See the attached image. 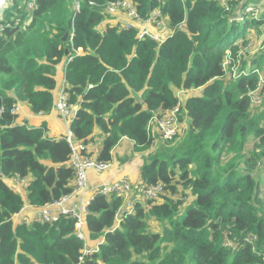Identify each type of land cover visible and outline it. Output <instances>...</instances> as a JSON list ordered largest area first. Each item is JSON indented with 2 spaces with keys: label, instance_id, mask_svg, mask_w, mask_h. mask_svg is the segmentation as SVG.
I'll use <instances>...</instances> for the list:
<instances>
[{
  "label": "trees",
  "instance_id": "trees-1",
  "mask_svg": "<svg viewBox=\"0 0 264 264\" xmlns=\"http://www.w3.org/2000/svg\"><path fill=\"white\" fill-rule=\"evenodd\" d=\"M7 1L4 18L14 21L0 31V264H77L82 256L74 218L14 226L24 201L5 181L29 178L33 206L74 190L67 138H50L43 124L15 123L11 113L17 102L51 111L55 65L66 49L73 57L65 92L77 108L70 131L83 145L95 131L103 135L98 160L110 162L123 137L150 146L148 124L178 103L175 90L201 88L180 105L189 122L181 143L140 169L141 183L159 182L178 197L137 203L117 221L122 198L95 194L86 227L89 240H103L80 264H264V107L252 106L264 85L260 0H129L141 19L154 10L167 17L172 34L162 41L139 37L133 26L108 24L100 33L104 9L117 0H34L32 9L30 0ZM251 28L262 48L246 56Z\"/></svg>",
  "mask_w": 264,
  "mask_h": 264
},
{
  "label": "crops",
  "instance_id": "crops-1",
  "mask_svg": "<svg viewBox=\"0 0 264 264\" xmlns=\"http://www.w3.org/2000/svg\"><path fill=\"white\" fill-rule=\"evenodd\" d=\"M129 1V0H127ZM130 2V1H129ZM131 3V2H130ZM78 4L77 2L74 4ZM132 4V3H131ZM78 9H79V4H78ZM75 8V10H78ZM157 10L153 11V14L157 13ZM148 19V18H147ZM153 20H146V19H141V18H133L129 13L128 10L126 9H121V10H115L114 12H109L107 8L104 9V18L103 21L97 26V30L102 33L106 26L109 24L110 26L113 25H119L120 27H129L133 26L137 28L138 34L142 33L143 31H146L149 35L152 36H158L159 40H164L166 37L170 36L172 34V30L170 29L168 25V20L167 17H162L160 20L156 21L155 23H152ZM154 26V27H153ZM252 31H254L252 33ZM252 33V38L253 42L258 39V34L255 35V30H251ZM249 33V35L251 34ZM72 36V34H71ZM260 37H263L262 35ZM259 37V38H260ZM65 38V37H64ZM66 39V38H65ZM63 39V40H65ZM262 40L256 42V43H250L251 45H248L247 48H245L243 51H245V55L249 56L252 55L255 52H258L261 50L262 46H260V42ZM247 45V44H246ZM247 49H250L249 51ZM67 50V49H66ZM65 50V51H66ZM251 51V52H250ZM76 55H81L83 54V51L81 48H78L76 51H74ZM253 52V53H252ZM73 55L69 54L68 50L67 53L65 52L63 58L59 63L55 65V88L52 91L53 94V108L51 111L47 114H42V113H34L29 104L26 102H17L11 109V113L15 114V123L18 124H26L28 126H41L42 124L46 128V134L50 138H60V137H67L70 131V123L71 120L75 116V112L77 108L73 104H69L68 102V94L65 92L66 84H65V68L66 64L68 61L72 59ZM262 75L259 74V77ZM262 78H264L262 76ZM201 93V88L197 89H190V90H182V89H177L175 90V95L178 98V103L180 105H183L185 100L196 94ZM184 95V99L182 100L180 98V95ZM63 99L68 105H69V110L70 112L66 116H61V113L56 109L57 108V103ZM17 108L15 112L12 110L14 108ZM21 114V115H20ZM184 118L187 120V124L184 126ZM188 118L185 115H182V118L179 117V129L181 131L182 127H185V129L182 130V134L187 130L188 128ZM149 132L151 135L154 136V141L151 144L152 147H154L155 143H159L160 136L158 134L157 128H149ZM183 136V135H182ZM73 138V135H72ZM103 135L99 131H95L94 134L91 136L87 144H84V149L81 150L79 153L82 156H89L91 158L97 159L99 155V151L102 146V140H103ZM76 144H79L81 142H77L73 140ZM82 144V143H81ZM148 147V146H147ZM138 148V149H136ZM121 150L122 155H129L132 153L133 150H135V154H138L139 157L141 158V164H142V158L147 155L145 152V148L143 147H135L134 142L131 139H128L126 137L121 138V140L118 142L116 146L113 147L111 151V165L109 164V169L105 171V173H108L107 177L105 179H102L101 182L99 183H94L93 180L95 179V175L93 173H100L96 172L94 170H87L86 174L88 173L89 176H91V179L87 181V186L85 188L80 189L77 193L73 194L68 202H74L77 204L80 208L83 206L87 205L89 201L93 198L95 195V191L98 189V187L102 185H107L111 184L117 180L120 179H127L131 183H139L141 181V176H140V169L138 171V174L133 175V179H129V175L124 172V167L123 164L118 161L115 158V154ZM114 165V167H113ZM141 166V165H140ZM138 170V169H137ZM103 171V172H104ZM6 183L16 192H18L24 201V205L21 208V210L14 214L12 216V221L14 226H16L18 223L21 222H32V221H43L40 219L42 211L47 208L54 217H59V208L57 206H54L53 204H49L46 206H33L27 202V184L29 181V178H14V177H8L5 178ZM193 199V196H192ZM191 199V200H192ZM162 200L159 198L157 199V203H160ZM86 212H82L81 218H82V225L79 229H77V226L74 227L75 230L80 232L82 234V238L84 239V249H87L89 251H95L97 250V246L102 242L103 237H99L97 239L89 240V232L87 231V224H86ZM115 219L118 221V219L115 216ZM120 221V220H119ZM81 238V237H80ZM86 239V241H85Z\"/></svg>",
  "mask_w": 264,
  "mask_h": 264
},
{
  "label": "built area",
  "instance_id": "built-area-1",
  "mask_svg": "<svg viewBox=\"0 0 264 264\" xmlns=\"http://www.w3.org/2000/svg\"><path fill=\"white\" fill-rule=\"evenodd\" d=\"M9 5L10 3L7 0H0V31L5 30L11 25V22L14 21L13 18H11L10 20H6L4 18L5 10ZM33 6L34 0H30L27 2L28 9H32ZM75 8L78 9V4L75 5ZM106 8L109 12L126 9L133 18H139L132 4L127 0H117L111 2L106 6ZM157 11L158 12L155 14H153L152 12L146 20H153L154 18V23L160 20V12L159 10ZM17 20L18 19H15V23L17 22ZM145 35L149 34L146 31H143L139 34V37H143ZM149 36L153 37L155 40L160 41L158 36ZM260 81L263 82L264 80L260 77ZM254 99L255 98L253 97V100ZM56 106V109L61 113V116H66L70 112L69 105L63 99H61ZM16 110L17 108L15 107L12 111L15 112ZM179 112L180 103H177L171 110L167 111L166 113H162V115L154 114L148 124V130L149 128L156 127L158 134L162 140H172L180 132ZM66 138L71 148V163L76 171L74 190L70 194L63 195L62 197L50 204H53L54 206H57L59 208V216L64 215L68 218H74L75 227L77 226V229H79L83 223L81 214L82 212H86L87 210L86 205L80 208L77 204H75L74 202H68V200L73 194L77 193L80 189L85 188L87 186V170L102 172L109 167L110 162L94 159L89 156L80 155L79 152L83 150L85 146L81 143L76 144L73 141L72 133L70 132ZM162 190V184L159 182L150 185H146L141 182L137 184H132L127 179H120L111 184L102 185L98 187L94 194L98 193L109 195L111 193L116 192L120 196V198H122V204L117 209V212L115 214L116 218L119 221L123 218V216H126L128 213H131L137 203H144L148 200L157 201L158 195L162 193ZM57 218L54 217L47 208L42 211L40 216V219L44 222L56 221ZM78 236L82 238V234L80 232L78 233ZM255 240V236H251L245 239V241L250 244L253 243ZM88 253L89 250L84 249L82 252V256L79 258L80 261L77 262V264H80L83 256L87 255Z\"/></svg>",
  "mask_w": 264,
  "mask_h": 264
},
{
  "label": "rangeland",
  "instance_id": "rangeland-1",
  "mask_svg": "<svg viewBox=\"0 0 264 264\" xmlns=\"http://www.w3.org/2000/svg\"><path fill=\"white\" fill-rule=\"evenodd\" d=\"M224 1V0H223ZM226 1L227 0H225L224 2H222V3H224V4H226ZM260 4L261 5H263L264 6V0H260ZM248 10V9H247ZM152 23H154V18H153V21H152ZM154 27V26H153ZM182 28V27H181ZM254 28H251L250 29V33H251V30H253ZM254 31H252V33H253ZM252 33L250 34V35H248V41H250V38H252ZM263 39V37H260V38H258V39H256L254 42H252V43H256V42H258V41H260V40H262ZM248 45H251L250 43H248L246 46H245V48H247L248 47ZM248 51L250 50V49H247ZM243 52H245V51H243ZM251 52V51H250ZM255 52V51H254ZM253 53V52H252ZM260 78V77H259ZM261 78H262V76H261ZM262 87V86H261ZM180 98L183 100L184 99V95L182 94V95H180ZM263 100H264V85H263V90H262V93H261V95H260V98H258V99H254L253 100V103H252V106H253V108H263L264 107V103H263ZM263 105V106H262ZM21 115V114H20ZM184 123H183V125L185 126L186 124H187V120L184 118ZM263 122H264V120H263ZM183 129H185V127H182L181 128V131L179 132V134L175 137V138H173L172 140H171V144L170 145H165V143H164V140H162L161 138L159 139L160 141H159V143H155L154 144V147H152L151 145L150 146H148V147H144L145 148V152L147 153V155L145 156V157H143L142 158V164H141V158L139 157V155L138 154H135V150H133L132 151V153L131 154H129V155H122L121 154V150L119 151V152H117L116 154H115V158L118 160V161H120L122 164H123V167H124V172H126L128 175H129V179H133V175H136V174H138V171H139V169L141 168V166L144 164V163H146V162H148L149 161V159L150 158H152V157H154L156 154H158V153H166V152H168V150H166V151H164L163 152V150H165V148H173L174 146H176V145H178V144H180L181 143V139H182V130ZM253 147V142L252 141H249V142H247V144H246V148H245V151L246 152H248L251 148ZM136 149H138V148H136ZM112 162V161H111ZM111 162H110V165H111ZM141 165V166H140ZM113 167H114V165H113ZM109 169V168H108ZM107 169V170H108ZM138 169V170H137ZM106 170V171H107ZM93 175H95L96 177H95V179L93 180V182L94 183H99V182H101V180L102 179H105L106 177H107V175H108V173H105V171L103 172H100V173H93ZM91 179V176H89V174L87 173V181H89ZM132 184H137V183H132ZM179 190H181V188L179 187ZM187 192H189V191H187ZM161 195H170V196H172V197H174V198H176V197H178V195H179V193H175V194H171L169 191H167V190H162V193L161 194H159L158 195V199L160 198L161 199ZM184 198V203H187L188 201H190L191 199H192V195H187V196H184L183 197ZM154 227H156V225H154Z\"/></svg>",
  "mask_w": 264,
  "mask_h": 264
},
{
  "label": "bare ground",
  "instance_id": "bare-ground-1",
  "mask_svg": "<svg viewBox=\"0 0 264 264\" xmlns=\"http://www.w3.org/2000/svg\"><path fill=\"white\" fill-rule=\"evenodd\" d=\"M263 79V78H262ZM264 80V79H263ZM264 82V81H263ZM254 95H258L257 93L256 94H254ZM253 102V101H252Z\"/></svg>",
  "mask_w": 264,
  "mask_h": 264
},
{
  "label": "water",
  "instance_id": "water-1",
  "mask_svg": "<svg viewBox=\"0 0 264 264\" xmlns=\"http://www.w3.org/2000/svg\"><path fill=\"white\" fill-rule=\"evenodd\" d=\"M63 39H65V38H63ZM65 52L67 53V50Z\"/></svg>",
  "mask_w": 264,
  "mask_h": 264
}]
</instances>
